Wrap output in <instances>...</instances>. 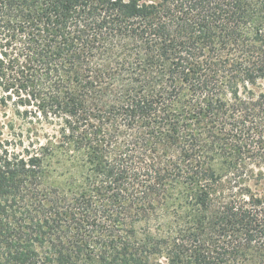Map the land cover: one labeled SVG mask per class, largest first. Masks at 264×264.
<instances>
[{
	"label": "trees",
	"instance_id": "trees-1",
	"mask_svg": "<svg viewBox=\"0 0 264 264\" xmlns=\"http://www.w3.org/2000/svg\"><path fill=\"white\" fill-rule=\"evenodd\" d=\"M0 109V264H264V0H0Z\"/></svg>",
	"mask_w": 264,
	"mask_h": 264
},
{
	"label": "rangeland",
	"instance_id": "rangeland-1",
	"mask_svg": "<svg viewBox=\"0 0 264 264\" xmlns=\"http://www.w3.org/2000/svg\"><path fill=\"white\" fill-rule=\"evenodd\" d=\"M3 112H4V110L0 109V121L1 122L8 121L9 118L4 117L3 116L4 115ZM3 132L8 133V129L7 128H4L3 129Z\"/></svg>",
	"mask_w": 264,
	"mask_h": 264
}]
</instances>
